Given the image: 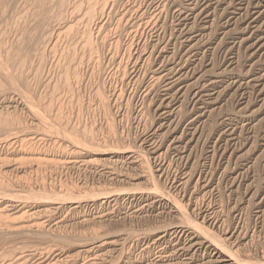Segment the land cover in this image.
<instances>
[{
	"label": "rangeland",
	"instance_id": "374dc122",
	"mask_svg": "<svg viewBox=\"0 0 264 264\" xmlns=\"http://www.w3.org/2000/svg\"><path fill=\"white\" fill-rule=\"evenodd\" d=\"M239 2L0 0V264H264V53Z\"/></svg>",
	"mask_w": 264,
	"mask_h": 264
},
{
	"label": "bare ground",
	"instance_id": "6f19581e",
	"mask_svg": "<svg viewBox=\"0 0 264 264\" xmlns=\"http://www.w3.org/2000/svg\"><path fill=\"white\" fill-rule=\"evenodd\" d=\"M219 1L220 0H189V2H190V4L193 6V8L192 9H190L189 11L191 12V16L193 15V19H198L199 17H204V19H206L208 16V10H209V8H210V6L211 5H216V4H218L219 3ZM50 3H52V2H50ZM237 3V2H236ZM239 5H238V8L235 10V15L236 16H239L240 15V13L243 11V12H245V15H246V17L248 18V21H249V23H248V26L246 27L248 30H250L251 31V40H255V42H253L252 44H251V48H252V51L254 52V54H258V53H264V0H240V2L238 3ZM237 5V4H236ZM217 6V5H216ZM235 7V6H234ZM50 8V7H49ZM215 8V7H214ZM214 8H212V9H214ZM110 11V10H109ZM96 12V11H95ZM213 12V11H212ZM240 12V13H239ZM210 13V12H209ZM2 14V13H1ZM234 15V16H235ZM108 16V15H107ZM58 18V17H57ZM34 19V18H33ZM49 19V18H48ZM84 22V21H83ZM208 22V21H207ZM78 24V23H77ZM100 26V25H99ZM82 27V26H81ZM75 29H77V28H75ZM247 29H245V30H247ZM66 30V29H65ZM87 30V29H86ZM23 32V31H22ZM235 32V31H234ZM236 33V32H235ZM84 35V34H83ZM93 35V34H92ZM52 36V35H51ZM190 36H191V34H190ZM193 37H195V36H193ZM58 39H59V37H58ZM188 39V41H192V37H190V38H187ZM186 39V40H187ZM185 40V41H186ZM8 41V40H7ZM187 41V42H188ZM84 42V41H83ZM189 43V42H188ZM196 43V42H195ZM198 44H199V42H197ZM94 45V44H93ZM187 45V44H186ZM54 46V45H53ZM199 46V45H198ZM190 47V46H189ZM194 48H196L195 46H193ZM193 47H191L193 50H194V48ZM55 48H56V46H55ZM78 48V47H77ZM198 48V47H197ZM191 49V50H192ZM189 50V49H188ZM77 54V53H76ZM254 54H252L251 56H250V58H253L254 57ZM61 55V54H60ZM91 55V54H90ZM61 63V62H60ZM257 63V62H256ZM75 64V63H74ZM238 65V64H237ZM253 65V64H252ZM262 65V64H261ZM239 66V65H238ZM1 67V66H0ZM75 67V66H74ZM251 67H255L256 68V66H251ZM258 67V66H257ZM253 68H251V69H253ZM263 68V67H262ZM80 69V68H79ZM0 71H1V68H0ZM255 71V70H254ZM253 71V72H254ZM263 71V70H262ZM2 72V71H1ZM233 74V73H232ZM18 75V74H17ZM253 75V74H252ZM254 75H255V73H254ZM254 75H253V78H255L254 77ZM257 75V74H256ZM207 75H205V77H206ZM212 76V75H211ZM248 76V75H247ZM249 76H251V75H249ZM249 76H248V78H249ZM259 76V75H258ZM202 77H204V76H201V79H202ZM213 77V76H212ZM252 77V76H251ZM215 78V77H214ZM217 78H219V77H217ZM216 78V79H217ZM235 78H236V76H235ZM263 78V76H261V77H256L255 79H252L250 82H251V84H253L252 86H254L255 88L257 87L258 88V96H259V98H261L260 99V102H261V106H260V108H258L259 110L258 111H256V113L257 112H261L262 111V109H264V107H263V104H264V78ZM197 79H199L200 80V78H196V80ZM207 79V78H206ZM205 79V80H206ZM209 79V78H208ZM213 79V78H212ZM216 79H215V81H216ZM234 79V78H233ZM240 79V78H239ZM195 79H194V81H196ZM199 80H197L198 82H200ZM214 80V79H213ZM236 80V79H235ZM5 81V80H4ZM8 81V80H7ZM33 81V80H32ZM52 81V80H51ZM79 81V80H78ZM181 80L180 79H178V80H176L174 83H171L169 86H168V88L166 89L167 91L169 90H174V88H176L177 86V83H179ZM193 81V82H194ZM202 81V80H201ZM218 81V80H217ZM237 81V80H236ZM239 81V80H238ZM3 82V81H2ZM189 82H192V81H189ZM203 82V81H202ZM210 82H211V80H210ZM210 82L209 83H207V84H209L210 85ZM30 83V82H29ZM35 83V82H34ZM206 83H205V85H206ZM211 83H214V81L213 82H211ZM216 83V82H215ZM217 83H219V82H217ZM216 83V84H217ZM240 83V82H239ZM249 83V81H247V84ZM11 84V83H10ZM196 84V83H195ZM202 84V83H201ZM234 84V83H233ZM238 84V83H237ZM242 84V83H241ZM194 84H192V87L194 88L195 86H193ZM219 85V84H218ZM244 85V84H243ZM249 85H250V83H249ZM13 86V85H12ZM206 86H208V85H206ZM211 86H214V85H211ZM231 86V85H230ZM234 85H232V88H234L233 87ZM237 86V85H236ZM240 86H242V85H238V89H240L241 87ZM247 86V85H246ZM189 88H191V85H189L188 86ZM203 87V86H202ZM209 87V86H208ZM247 87H249V86H247ZM204 88H205V86H204ZM204 88H203V90H204ZM211 88H213V87H211ZM215 88V87H214ZM236 88V89H237ZM10 89V88H9ZM196 89V91H197V89L198 88H195ZM200 89V88H199ZM1 90V89H0ZM214 90V89H213ZM216 90V89H215ZM225 90V89H224ZM241 90V89H240ZM256 90V89H255ZM4 91H6V90H4ZM68 91V90H67ZM206 91H207V89H206ZM210 91L211 90H209V93H210ZM257 91V90H256ZM21 92V91H20ZM74 92V91H73ZM177 92V91H176ZM175 92V93H176ZM180 92V91H179ZM198 92V91H197ZM203 92H205V90L203 91ZM238 92V91H237ZM5 93V92H4ZM24 93V92H23ZM169 93V92H168ZM174 93V94H175ZM199 93H200V91L196 94L195 93V95H199ZM208 93V92H207ZM214 93V92H213ZM235 93H236V91H235ZM64 94V93H63ZM183 94H184V92H183ZM212 94V93H211ZM178 95V94H177ZM180 95H181V93H180ZM205 95V94H204ZM210 95V94H209ZM209 95H205V96H209ZM215 94H213V96H214ZM1 96V95H0ZM185 96V95H184ZM202 96V95H201ZM175 97H176V94H175ZM178 97V96H177ZM202 97H204V96H202ZM44 99V98H43ZM48 99V98H47ZM198 99V98H197ZM199 99L201 100V97H199ZM198 99V100H199ZM208 99H210L209 97H208ZM207 99V100H208ZM212 99V98H211ZM102 100V99H101ZM197 100V101H198ZM217 100H218V98H217ZM2 101V100H1ZM205 101V100H204ZM203 101V102H204ZM202 102V101H201ZM207 103H209V100H208V102ZM214 103V102H213ZM212 103V104H213ZM170 104V103H169ZM199 104H200V102H199ZM204 104V103H203ZM168 105V104H167ZM212 106V105H211ZM205 107V106H204ZM26 108V107H25ZM34 108V107H33ZM203 108V107H202ZM165 109V108H164ZM167 109V108H166ZM201 109V108H200ZM205 109V108H204ZM251 109V108H250ZM249 109V110H250ZM243 110V109H242ZM248 110V111H249ZM204 111H206V110H204ZM255 111V110H254ZM254 111H252V113L254 112ZM39 112V111H38ZM168 113V112H167ZM235 113V112H234ZM239 113H240V111H239ZM250 113V112H249ZM199 114V113H198ZM203 114H204V112H203ZM233 114V113H232ZM261 114V113H260ZM202 115V114H201ZM249 116V115H248ZM254 116V115H253ZM199 117H200V115H199ZM201 117H203V116H201ZM200 117V118H201ZM256 119V118H255ZM232 122V121H231ZM229 123V122H228ZM228 123H224V124H228ZM225 126V125H224ZM227 126V125H226ZM10 129V128H9ZM231 133V132H230ZM196 134V133H195ZM227 134V133H226ZM228 134H229V132H228ZM232 134H234V132H232ZM230 135V134H229ZM229 135H227V136H229ZM17 136V135H16ZM19 136V135H18ZM226 136V135H225ZM231 137H234V136H232V135H230ZM229 136V137H230ZM231 139V138H230ZM180 140V139H179ZM232 140V139H231ZM23 141V140H22ZM87 154V153H86ZM132 154V153H131ZM135 154V153H134ZM139 154V153H138ZM130 156V155H129ZM135 157V156H134ZM141 157H143V156H141ZM134 160V159H133ZM70 164V163H69ZM187 182V181H186ZM189 182V181H188ZM187 184V183H186ZM261 184V183H260ZM259 186V185H258ZM257 188V187H256ZM165 193V192H164ZM137 194V193H136ZM159 195V194H158ZM148 197V196H147ZM146 197V198H147ZM166 197V196H165ZM168 197V196H167ZM166 197V201H167V199L169 198H167ZM150 199H153V197H151ZM149 199V200H150ZM158 199V198H157ZM156 199V200H157ZM158 200H162V199H158ZM158 200H157V202H158ZM168 201H170V200H168ZM154 202V201H153ZM156 202V201H155ZM165 202V201H164ZM164 202H162V203H164ZM172 203V201L170 202V204ZM166 204V203H165ZM171 205H173V203L171 204ZM175 205V204H174ZM173 205V206H174ZM171 209H172V207H171ZM182 210V209H181ZM174 213H178V214H180V210H179V207H174ZM172 211V212H173ZM181 215V214H180ZM183 215V214H182ZM184 217H186V216H184ZM186 219H188V218H186ZM183 223V222H182ZM189 223V222H188ZM182 225V224H181ZM179 227H181V226H179ZM176 229V228H175ZM175 229H174V231H175ZM193 229H191V228H185V227H183L182 226V228L180 229V232L181 233H185V234H189L190 235V237L191 238H193V239H191L193 242H194V244H192L191 246H193V245H195V244H198L199 246L201 245V246H203L204 248H206L208 251H210V253L211 252H213L217 257L218 256H220L221 254H223V250L224 249H220V248H218L217 247V243H216V245L214 244V242L212 243V241H208V240H205V238L204 239H199L200 237L197 235V234H194L193 232H191ZM179 231V230H178ZM177 231V232H178ZM202 231V230H201ZM38 233V232H37ZM196 233V232H195ZM2 234V233H1ZM39 234H41V233H39ZM178 234V233H177ZM6 235H7V233H6ZM12 235V234H11ZM11 235H10V237H11ZM45 235V234H44ZM128 235V234H127ZM131 235V234H130ZM198 237H197V236ZM5 236V235H4ZM9 236V235H8ZM9 238V237H8ZM7 238V239H8ZM44 238V237H43ZM4 239V238H3ZM7 239H6V241H7ZM207 239V238H206ZM209 239V238H208ZM9 240V239H8ZM54 240V239H53ZM65 240V239H64ZM5 241V242H6ZM216 242V241H215ZM103 244V243H102ZM196 246V245H195ZM199 246H198V248H199ZM222 246V245H221ZM223 247V246H222ZM192 248V247H191ZM203 248V249H204ZM222 250V251H221ZM225 251V250H224ZM226 252V251H225ZM228 258V257H227ZM228 261V260H227ZM230 264H233L232 262H230ZM235 264V263H234Z\"/></svg>",
	"mask_w": 264,
	"mask_h": 264
}]
</instances>
